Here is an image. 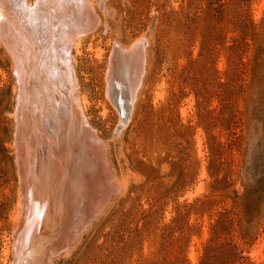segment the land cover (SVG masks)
Instances as JSON below:
<instances>
[{"label":"rangeland","instance_id":"374dc122","mask_svg":"<svg viewBox=\"0 0 264 264\" xmlns=\"http://www.w3.org/2000/svg\"><path fill=\"white\" fill-rule=\"evenodd\" d=\"M87 1L97 24L71 48L76 88L119 189L50 264H264V0ZM138 39L121 126L106 76L113 49ZM0 40V264H12L19 84Z\"/></svg>","mask_w":264,"mask_h":264},{"label":"bare ground","instance_id":"6f19581e","mask_svg":"<svg viewBox=\"0 0 264 264\" xmlns=\"http://www.w3.org/2000/svg\"><path fill=\"white\" fill-rule=\"evenodd\" d=\"M89 3L0 0V37L19 84L15 145L23 200L14 217L12 264H50L119 189L85 118L73 70L72 46L97 24ZM144 49L138 39L112 51L108 95L121 126L141 84Z\"/></svg>","mask_w":264,"mask_h":264},{"label":"water","instance_id":"95a60500","mask_svg":"<svg viewBox=\"0 0 264 264\" xmlns=\"http://www.w3.org/2000/svg\"><path fill=\"white\" fill-rule=\"evenodd\" d=\"M115 48H117V46H116ZM111 99H112V98H111ZM113 103H114V102H113ZM63 245H64V244L61 245V246H62L61 248H63ZM62 251H64V250H62Z\"/></svg>","mask_w":264,"mask_h":264}]
</instances>
